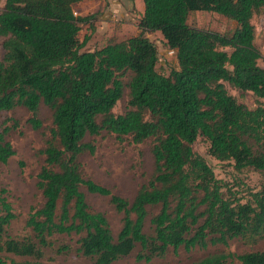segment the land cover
<instances>
[{"label": "trees", "instance_id": "trees-1", "mask_svg": "<svg viewBox=\"0 0 264 264\" xmlns=\"http://www.w3.org/2000/svg\"><path fill=\"white\" fill-rule=\"evenodd\" d=\"M81 1L6 0L0 13V114L25 107L40 129L41 105L52 111L37 176L44 203L32 207L27 219L32 235H9L17 214L0 183V264H45V249H72L56 246L58 235L79 236L77 251L96 264H113L137 247V260L150 262L170 248L263 238L264 183L248 197L238 196L193 144L204 137L216 159L264 175V67L252 22L264 0H143L141 28L161 32L176 51L179 68L170 76L158 71V46L143 34L85 50L92 33L81 40V24L92 25L97 14L77 16L74 5ZM194 11L222 14L238 27L231 34L194 27L188 21ZM226 82L253 92L257 106L239 102ZM126 87L129 108L115 114ZM7 122L0 129L4 164L16 154L8 135L19 124ZM104 132L121 143L153 141L154 173L132 201L85 176L80 158L96 153L95 138ZM87 192L109 196L124 213L117 238L106 215L91 210ZM148 220L152 233L145 230ZM4 252L31 259L8 262ZM193 264H264V250L216 252Z\"/></svg>", "mask_w": 264, "mask_h": 264}, {"label": "rangeland", "instance_id": "rangeland-1", "mask_svg": "<svg viewBox=\"0 0 264 264\" xmlns=\"http://www.w3.org/2000/svg\"><path fill=\"white\" fill-rule=\"evenodd\" d=\"M5 2L6 0H0V13L5 9ZM74 10L77 16L97 14L92 25L89 22L81 24V40L85 35L92 33V38L84 48L85 50L99 49L110 42L122 41L143 34L158 46L160 60L157 69L161 74L170 76L174 69L179 68L176 52L169 48L162 33L144 31L141 28V18L144 14L143 0H82L74 5ZM188 21L194 27L224 34H231L238 27L235 20L211 11H194L190 13ZM252 22L255 26V43L263 55L259 63L264 67V7L254 14ZM4 41L5 38L1 37L0 59H3L5 55ZM129 76L128 74L125 77L126 82L129 80ZM225 84L229 92L239 102L251 108L257 106V98L253 92L235 89L228 82ZM129 100V89L126 87L123 97L114 108V113H124L129 108ZM33 115L22 106L0 114V129L6 121H8V125L13 124L14 120L19 122L18 126L14 127L8 135L16 154L8 163H0V183L9 190V201L17 214V218L8 228L9 235L14 238L33 234L31 228L27 226L29 213L32 207L39 208L44 203L43 194L37 187V176L45 164V155L42 153V149L46 146L50 127H52V111L47 106L41 105L37 114V117L43 121V127L40 129H35L29 121ZM87 139L92 138L88 137ZM95 140L97 142L96 153H86L80 158L84 165L85 176L132 201L140 187L147 183L154 173L153 141L148 140L136 144L126 140L121 143L115 136L106 132L97 136ZM209 147L210 143L204 137H199L193 144L195 152L206 159L216 177L227 183L228 187H231L238 196L248 197L249 191L259 189L264 183V175L261 172L253 168H244L238 171L232 162L220 161L213 157L209 153ZM84 190L86 191V189ZM87 200L91 210L103 212L106 215L113 235L117 238L123 226L124 213L115 208L109 196L87 192ZM158 210L155 208L152 212L156 213ZM145 230L148 233L153 232L149 220ZM78 238L79 236H55L53 239L56 246L68 243L72 249L60 253L56 247L47 248L41 260L45 264H96L93 258L84 256L77 251ZM249 250H264V237L254 244L234 239L228 246L196 247L192 250L181 247L178 251L170 248L165 256L156 257L150 262L137 260V254L140 251V247H137L130 255L122 257L113 264H193L212 253H241ZM3 255L8 262L13 259H31L8 252H4Z\"/></svg>", "mask_w": 264, "mask_h": 264}, {"label": "built area", "instance_id": "built-area-1", "mask_svg": "<svg viewBox=\"0 0 264 264\" xmlns=\"http://www.w3.org/2000/svg\"><path fill=\"white\" fill-rule=\"evenodd\" d=\"M171 50L175 51L174 49H171ZM175 52H176V51H175Z\"/></svg>", "mask_w": 264, "mask_h": 264}, {"label": "crops", "instance_id": "crops-1", "mask_svg": "<svg viewBox=\"0 0 264 264\" xmlns=\"http://www.w3.org/2000/svg\"><path fill=\"white\" fill-rule=\"evenodd\" d=\"M145 8V7H144Z\"/></svg>", "mask_w": 264, "mask_h": 264}]
</instances>
